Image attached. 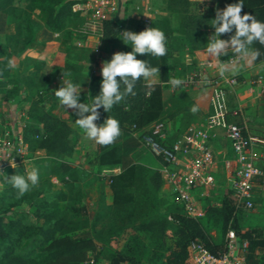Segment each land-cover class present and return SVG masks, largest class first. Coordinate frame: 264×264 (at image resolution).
<instances>
[{
    "label": "trees",
    "instance_id": "trees-1",
    "mask_svg": "<svg viewBox=\"0 0 264 264\" xmlns=\"http://www.w3.org/2000/svg\"><path fill=\"white\" fill-rule=\"evenodd\" d=\"M12 1L0 0V11L12 17L16 14L21 18V23L15 24L17 37H12V40L15 43L19 40L26 43L32 37L34 31L33 22L28 17L31 9L45 10V27L52 31H60L63 29L65 18L78 16V10H73L72 5L83 0H22L24 6H15ZM167 1L171 3L169 5L171 8L175 6V3L178 4L179 10L183 12L179 30L183 38L184 51L191 52L206 48L208 42L204 30L209 23V12L201 11V8L205 9L208 5L200 4L193 11L187 8V0ZM236 2L237 0H229V4ZM243 4L244 8L241 14L249 13L257 20L264 22V0H243ZM148 27L153 26L139 25L135 28V31L139 33ZM158 29L165 33L166 39L172 30L167 26ZM62 31L63 34H68L67 30ZM119 31L120 26L112 16H107L103 20L101 33L103 40L113 43L117 39ZM232 34H224L220 38L228 39ZM166 47L168 51L163 57L139 54L136 56L137 59L148 61L150 66L158 67L161 80L166 79L168 69L178 63V60L175 64L174 62L171 64L168 62L175 54L177 57L178 50L176 47L172 43H167ZM252 48L259 49L261 53L255 61L264 58V45L256 42L252 45ZM4 49L0 52V70L6 74L10 50H6L5 47ZM111 58L109 57L107 61H110ZM43 64V60L38 59L32 65V68L40 71L37 79L41 86L45 87L48 83V76L40 70ZM67 67L71 66L67 65ZM10 80L16 82V78H10ZM101 81V72L90 74L87 82V95L90 103L99 94ZM4 85V94L17 91L14 83L8 86L4 80ZM162 85L161 83H155V90L152 91L141 78L135 85V96H126L119 104L114 105L108 113L104 112L103 108L99 110L100 119L96 121L98 124H103L109 116L118 120L121 128V135L115 143L101 146L95 142L93 156V161L97 165L119 164L120 166L118 172L107 175L111 192V205L116 210L127 208L134 201L135 194L132 187L139 176V167L134 155L141 142L137 136L130 133L129 124L134 122L137 127H140L157 117H162L166 121V119L173 118L175 112L182 109L183 95L177 93L172 98L174 107L169 112V118L165 117V112L161 115V112L165 111L162 108L160 98ZM121 91H123V85ZM36 99L29 101L27 115L30 119L36 121L37 125L32 128L31 132L24 131L23 140L26 141V138L31 137V139L36 140V147L51 150L55 153L71 151L70 126L68 123L45 109L40 104L39 98ZM154 157L159 166L161 160L156 156ZM52 172L57 176L74 177L73 166L63 160L53 167ZM144 177H146V181L152 189H157L162 183V178L157 169L149 172ZM226 189V193L222 194L217 202H214L211 197L202 200L203 215L199 217L188 216L170 197L176 210L172 212L171 219H167L165 215L161 214L142 216L135 223L130 224L131 233L127 232L129 226H126L127 224L122 221L123 223L119 226L117 235L106 246L107 264H144L148 260L145 259L148 253L144 248V243L139 242L142 234H145L151 242L157 241L162 246L164 251L162 258L151 260L152 262L159 261L161 264H192L187 252V243L191 239L201 240L212 252L221 250L224 245V234L228 227H232L239 237L248 239L250 250L253 247L264 249V236L259 237L252 230H240L236 220L238 217L237 211L242 208L235 206L230 190ZM50 193L56 200L68 197L67 190L57 189ZM30 203L34 206L32 216L41 218V222L37 223L28 219L27 222L22 223L20 217L24 215L23 211H9L6 206L0 210V264H97L98 248L94 238L89 234L78 236L67 234L75 228L76 221L66 217L56 203L47 204V201L43 198H34ZM8 211L9 213L6 215ZM84 222L86 223V219ZM22 231H24L23 235ZM99 232L101 231L99 230ZM22 237L27 239L26 243L21 250L14 251V242ZM89 258H92L91 262H87ZM247 262L248 264H264V255L254 256L252 252H249Z\"/></svg>",
    "mask_w": 264,
    "mask_h": 264
},
{
    "label": "rangeland",
    "instance_id": "rangeland-1",
    "mask_svg": "<svg viewBox=\"0 0 264 264\" xmlns=\"http://www.w3.org/2000/svg\"><path fill=\"white\" fill-rule=\"evenodd\" d=\"M12 3L15 4V6H24V2L22 0H13ZM170 4L171 3L167 0H151L148 9L149 13L145 15L149 17V21L146 23V26L158 28L167 26L169 29H172L169 37L167 38V43H172L178 50V54L177 57L175 54V56L169 59L168 62H170V64L174 62L175 64L176 60H178V63H176L174 67H181V63H179V55L183 54L184 49L183 38L179 28L183 12L179 10L178 4L175 3L173 8L169 6ZM200 4L208 5L205 9L201 8V11L209 12V23L204 30L208 42L209 37L215 31L211 26V20L215 18V11L217 8L223 9L225 5L229 4V0H203V3H201V0H187V8L193 11L196 10L197 6H200ZM15 13H17V11H15ZM127 14L129 21H127L124 28L119 31L117 39L113 43H109L107 45L106 48H108V50H112L114 47L117 52L132 51L131 44L129 43L126 45L120 39V32L123 30H130L136 33L135 28L143 24L141 23V19H138L139 14L134 10V8L130 9ZM10 18L16 25L21 23V18L16 14ZM66 30L68 32L70 31V29ZM15 36L17 37L16 34L0 35V52L5 50L4 47L6 48V46H9L13 50H20L25 45V42L22 40L15 43L12 40V37ZM98 47L96 49L91 48L92 52L90 54L94 59L102 53ZM40 58V55L37 56L33 54L22 58L19 62L21 73L20 77L15 80L16 82H13V80L11 82L10 78L14 77H9L10 75H7L5 72L0 70V85L3 86L4 80L8 86L12 83L16 84L17 91L15 98L18 103L20 100L24 101L25 104H29L30 100H37L36 98H39L40 104L46 106V108L50 111L51 109L61 105L60 102L58 103V101H56V97L53 102L51 100L46 101V99L50 96H45L44 102H41L43 100L41 97L42 91H44L43 89L49 88V84L47 83L45 87H42L37 79L40 71L33 70L32 68V65ZM59 59L61 60V57H59ZM83 71L86 72L87 68L84 67ZM50 72L52 71L50 70ZM167 72H169V69ZM186 105L189 106V110L192 109L191 104L187 103ZM8 108L9 112L14 110L12 109L13 107H10L9 105ZM183 110L184 109L182 108L178 112H175L176 114L173 116L174 120H176L178 116L182 118L184 116H188ZM169 112L170 111L166 109L161 112V115L165 114V117L169 118ZM18 117L22 122L19 123L20 126L14 128L22 130V134L24 131L31 132L32 128H35L37 125V122L30 119L29 116L22 117L21 115ZM180 122L181 121H178L177 126L175 124L172 126L173 129L176 130L177 134L182 130ZM177 134L175 137L178 136ZM26 139L27 140L25 142L27 143V152L24 154L22 152L17 155L14 154L15 160L20 158L27 159L25 160L26 165H16L17 167L15 168L14 173L26 176L33 168L37 169L39 173L38 186L33 187L24 196L17 199V190L14 189L11 186V183L5 180L4 177V175L8 178L12 176L7 175L8 173L5 172L6 167H9L6 164L2 170L4 175H1L0 178L2 181H6L8 186H6L4 188L5 190L2 191L3 194L0 192V210H2L5 206L9 211L20 210L23 211L24 214L20 217V221L22 223L27 222L28 219L39 223L41 222V218H34L32 216L34 206L31 205L30 202L34 198H43L47 201V204L56 203L66 217L76 221L77 225L74 229L67 232L68 235L78 236L80 234H89L94 238L98 248L96 258L97 264H107L106 246L111 243V239L117 235L118 228L123 222L127 224L126 226H129L127 227V232L131 233L130 224L135 223L138 218L142 216L161 214L165 215L167 219H171L172 212L176 211L169 195L167 194V187L161 183L157 189H152L147 183L146 177H144L149 172L157 169V161L149 151L148 146L143 143H141L136 149V154L134 155V159L139 167L138 180L132 187L135 199L129 204V207L116 210L111 205V201H108L109 195L106 194L105 186L108 184L107 175L117 170V166L120 170V166L119 164L97 165L93 161L95 141L87 138L83 132L80 133L77 126L70 127L69 140L72 148L69 152L55 153L51 150L36 147V140L31 139V137ZM61 160L69 162L73 166V178H69L66 175L57 176L52 172L53 167ZM57 189L67 190L68 197L56 200L50 192ZM226 190L223 173L218 171L214 174L212 182L198 186L194 191L196 196L200 198L201 201L206 197H211L214 202H217L219 197L226 193ZM13 215L15 216L16 214ZM237 216L236 222L238 223L240 230H252V232H254L257 236H264V202L262 199H254L252 207L248 209H239L237 211ZM85 219L86 223L84 222ZM99 230L101 232H99ZM24 231H22V235ZM26 241L27 239L24 237L15 241L13 247L14 251L21 250ZM139 242L144 243V248L148 253V256H146L145 259L151 261L160 260L162 258L164 251L162 250V246L159 242H151L145 234H142ZM258 248L261 249L260 247ZM248 261L251 263L250 260Z\"/></svg>",
    "mask_w": 264,
    "mask_h": 264
},
{
    "label": "crops",
    "instance_id": "crops-1",
    "mask_svg": "<svg viewBox=\"0 0 264 264\" xmlns=\"http://www.w3.org/2000/svg\"><path fill=\"white\" fill-rule=\"evenodd\" d=\"M117 1L118 5L116 10L111 13V16L120 26V30H122L127 24V21H129L127 13L130 11V9L134 8V10L139 14L138 19H142L143 16L149 13V10H147L145 6H149L151 0ZM28 17L34 25L32 37L20 50H13L9 46H6V50H10L8 64L11 62L14 65V67L11 68L7 66L6 74L18 79L21 73L19 67L20 60L27 55H40V59H42L44 62L43 69H41L48 76L49 84V88L43 89L44 91H42L41 97L43 100L41 102H44L45 96H50L48 99H46V101L51 100L53 102L54 98L56 97L54 95V91L62 85L63 81L70 80L77 86L81 85L82 91L80 93L79 102L90 104L87 95L88 78L93 72H101L102 62H106L109 57H112V55L117 52V50H115L116 48L113 47L112 50H108V48H106L109 44L107 41L103 39H96L93 35L81 33L79 27L84 21L82 14H79L78 16H70L64 19L62 30L70 29L66 35L63 34L62 30L52 31L45 27L46 11L43 9H31L29 11ZM15 34V24L13 20H11L9 15L0 11V35ZM98 41L99 43L97 44ZM96 46L102 51V53L94 59L93 56L91 57L90 53L92 52L91 48L96 49ZM59 57H61V60ZM208 57L207 47L191 52L184 51L182 55H179V62L182 64L181 67L170 68L168 75L164 80H161L159 74V78L155 82L163 84L160 90V98L163 106L162 108L164 110L167 109L170 111L174 107L172 99L173 95L182 93L184 99L182 108L184 109V113L188 115L187 117L184 116L183 118L178 116L176 120H174V118L166 119V134L168 138H174L177 134L176 130H174L172 126L174 124L177 126L178 121H181V132H183L189 126H199L204 121L208 111V87L191 83H183L181 86L173 89L169 81L172 78L181 79L188 69L197 66L204 61V58ZM220 60L225 65L231 64L232 62H238L241 65L240 70L236 73L239 78V83L229 91L227 96L228 103L230 106L240 104L242 106L244 122L248 130L256 135L264 137V94H250L246 90L248 77L253 76L256 73H261L264 75V58L249 63L247 61L238 60V57H236L232 53L231 49H229V54L227 56L220 57ZM209 61L210 64L207 66V68L209 69L208 73L210 75L214 72L212 65L216 62V60L215 58L210 57ZM67 65L71 67H67ZM84 67L87 68L86 72L83 71ZM217 67L219 68L218 65ZM50 70L52 72H50ZM4 90L5 85H0V137L4 136L6 132L9 134H12L13 132H20L22 134V130L15 129L14 127L20 126L19 123L22 122L18 116L22 115V117H28L26 114L28 104H25L24 101L20 100L18 103L15 98L16 92L4 94ZM56 99V101L59 103V99L57 97ZM187 103L191 104L192 108L195 107L197 111L193 112L192 110H189V106L186 105ZM8 105L13 107L12 109L14 110L12 112H9ZM43 107L47 109L46 106ZM50 111L54 115L64 119L70 127L77 126L75 124V120L78 119V117L71 110H65L62 106H57ZM230 118L238 120L237 116H230ZM95 123L97 126L100 125L97 122ZM77 128L80 133L83 132L78 126ZM208 139L213 149L214 158V163L211 166L210 172L213 177L216 172H222L224 177V185L227 188L228 181L226 176L231 169V162L229 160L231 155L230 143L223 135V132L220 128L211 129L209 131ZM24 143L25 146L22 149L23 154L27 152V143L25 141ZM252 152L255 156L256 164L261 167V173L256 177L253 183L252 198L253 200L260 198L264 202V143H256ZM11 159L16 165H26L25 160H27L23 158L15 160L14 156L5 159L6 164L9 166L5 169V172L8 173L7 175H15V169L10 168L11 166L8 163V161H11ZM156 165V167H158V163ZM116 169L117 170L112 173L119 171L118 166ZM0 184L3 185V187L0 188V192L3 194L2 191L5 190L4 188L8 186V184L6 181H2L1 178ZM162 184L165 185L164 183ZM105 187L106 194L109 195L108 201L110 202L111 192L108 184H106ZM167 191V194L169 195L168 187Z\"/></svg>",
    "mask_w": 264,
    "mask_h": 264
},
{
    "label": "built area",
    "instance_id": "built-area-1",
    "mask_svg": "<svg viewBox=\"0 0 264 264\" xmlns=\"http://www.w3.org/2000/svg\"><path fill=\"white\" fill-rule=\"evenodd\" d=\"M118 5L117 0H83L72 5L73 10L82 14L84 21L79 27L81 33L102 39V23L111 16ZM148 10L149 6H145ZM148 16H143L141 23L146 25ZM195 67L188 69L181 78L184 83L208 87V111L199 126H189L177 137L168 138L166 121L157 117L145 125L137 127L129 124L130 133L138 137L141 143L148 146L152 155L161 160L157 170L169 189L171 199L188 216L203 215L202 201L194 194V188L212 182L210 172L214 163L213 149L209 143V131L220 128L228 139L231 148L229 160L231 169L226 176L227 188L234 198L235 206L248 209L253 205V183L261 173L256 164L253 147L256 143H264V137L250 132L244 122L242 106L228 103L229 91L239 83L237 74L230 72L224 76L219 74L217 62L212 65L214 72L209 75L207 66L210 57ZM247 92L255 95L264 94V75L256 73L247 79ZM230 116H237L238 120ZM25 143L20 132L5 133L0 137V171L6 165L5 159L20 154ZM187 252L192 264H248L247 254L264 255V249H249V241L236 235L232 227L224 234V245L219 251H210L199 239H191L187 243ZM89 258L87 262H91ZM144 264H161L159 261H146Z\"/></svg>",
    "mask_w": 264,
    "mask_h": 264
},
{
    "label": "clouds",
    "instance_id": "clouds-1",
    "mask_svg": "<svg viewBox=\"0 0 264 264\" xmlns=\"http://www.w3.org/2000/svg\"><path fill=\"white\" fill-rule=\"evenodd\" d=\"M243 8V0H237L236 3L225 5L223 9L217 8L215 18L211 20V26L215 31L209 37L207 54L209 57L215 58L221 76L227 72L235 74L241 67L238 62L227 65L221 62L220 57L227 56L229 49L238 57V60L249 63L257 60L261 55L259 49H253L252 45L256 42L264 45V22L257 20L249 13L241 14ZM229 33L233 34L228 39L220 38ZM120 39L126 45L130 43L132 51L114 53L110 61L102 62L100 92L94 97L92 103L79 102L81 85L77 86L70 80L63 81L62 85L54 91L60 105L65 110H71L78 117L75 124L87 138L101 146L115 143L121 135V128L119 121L109 116L103 124L97 126L95 122L100 119L99 110L103 108L104 112L108 113L126 96H135L134 88L141 78L147 82L148 88L152 91L155 90L154 84L159 78V68L150 66L148 61L137 59V54L163 57L168 51L165 33L155 27H148L139 33L123 30L120 32ZM8 67L11 68L14 65L9 62ZM169 83L175 89L181 86L184 81L172 78ZM122 85L123 91H121ZM191 110L197 111L195 107ZM8 163L14 169L17 167L12 159ZM0 175H4V173L0 171ZM4 177L17 190V199L24 196L33 187L38 186L39 183V173L35 168L29 171L26 176L15 174L10 178L5 175ZM2 187L3 185L0 184V188Z\"/></svg>",
    "mask_w": 264,
    "mask_h": 264
}]
</instances>
